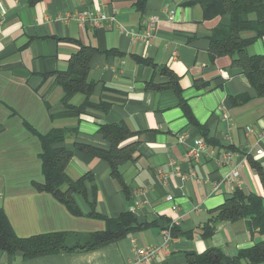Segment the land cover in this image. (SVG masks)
Listing matches in <instances>:
<instances>
[{"label": "crops", "instance_id": "crops-1", "mask_svg": "<svg viewBox=\"0 0 264 264\" xmlns=\"http://www.w3.org/2000/svg\"><path fill=\"white\" fill-rule=\"evenodd\" d=\"M31 1L0 0V210L20 238L104 232L105 219L124 213L144 227L92 251L27 260L0 250V264H143V249L155 251L150 264H189L188 254L220 249L234 258L263 241L245 220L218 223L204 236L212 212L235 191L264 198V99L229 57L209 52L212 32L229 25L230 16L206 20L197 0ZM80 11L104 12L116 21L83 25L73 17ZM150 24L155 30L147 43L131 41L119 29L138 32ZM82 46L95 50L91 102L110 109L61 117L63 90L52 74L67 71ZM250 54H264V39ZM243 95L249 102L233 106L230 99ZM83 99L77 95L71 104ZM109 124L136 133L127 142L138 141L137 152L113 178L106 161L77 150L68 175L77 180L90 173L93 180L75 196L81 214L74 215L37 189L45 183L39 135L73 129L77 133L59 147L109 150L99 133ZM197 141L205 145L198 155L192 154ZM228 152L233 159H226ZM233 169L239 178L230 183Z\"/></svg>", "mask_w": 264, "mask_h": 264}, {"label": "trees", "instance_id": "trees-1", "mask_svg": "<svg viewBox=\"0 0 264 264\" xmlns=\"http://www.w3.org/2000/svg\"><path fill=\"white\" fill-rule=\"evenodd\" d=\"M35 1V0H32ZM31 1V2H32ZM206 20L216 17L230 16L229 25L220 24L210 37L209 52L212 58L229 57L234 67L240 68L249 84L254 88L257 97L264 99V54L252 55L250 48L264 39V0H197ZM144 3H141L143 7ZM94 49L81 47L70 61L65 72H56L52 76L63 90L61 103L65 111L61 117H79L88 109L107 112L110 105L95 104L91 97L96 84L90 78L91 59ZM180 95V91L176 90ZM83 95L80 105L71 104L73 98ZM232 105H244L249 102L246 95L232 98ZM73 129H52L46 135H39L42 144V173L44 184L37 189L51 194L64 204L74 215L81 212L76 204L75 196L86 193V182L93 180L92 175L73 180L67 173V167L77 150L90 151L106 161L113 178L120 177V168L134 159L139 142L131 141L136 133L125 125L109 124L100 128L99 133L107 140L111 148L102 150L87 145H76L75 150L59 147L72 134ZM127 142V143H126ZM106 230L88 235L70 233H50L29 238H20L14 232L8 218L0 210V250L15 255L21 253L24 259H33L61 253L92 251L111 243L118 242L130 234L141 230L144 225L137 222L132 213H124L117 219H105ZM245 220L249 231L264 236V198L256 195L246 196L241 191L212 212V217L204 228V236H211L218 223ZM173 229V235L176 234ZM189 264H264V240L254 247L241 250L237 257L229 258L220 249H209L202 255L188 254Z\"/></svg>", "mask_w": 264, "mask_h": 264}, {"label": "built area", "instance_id": "built-area-1", "mask_svg": "<svg viewBox=\"0 0 264 264\" xmlns=\"http://www.w3.org/2000/svg\"><path fill=\"white\" fill-rule=\"evenodd\" d=\"M73 17L75 19H77L79 22H81L83 25L91 24L94 27H99L103 23H113L114 21H116L115 16H110L104 12L94 13L92 11H82V12L80 11V12L74 13ZM169 20H171V21L174 20V14L173 13H171L169 15ZM119 29H120L121 33L126 38L130 39L131 41H135V42L139 41V42L147 43L154 36L155 26L150 24L144 30L138 31V32L129 31L123 25H119ZM220 110H222V109H220ZM204 149H205L204 143L202 141H197L196 147L194 149H192V154L198 155ZM257 153L262 154L263 151L260 150ZM225 157L227 160H231L234 157V153L228 152ZM238 178H239L238 170L233 169L231 172V175L229 177V182L233 183V181H237ZM168 199L172 200L173 197L170 196V197H168ZM170 235H171V233L169 231H166L164 233L165 240L170 239ZM138 255H139V262H141L143 264H150L151 261L153 260L154 256H155V251L143 249V250L138 251Z\"/></svg>", "mask_w": 264, "mask_h": 264}, {"label": "rangeland", "instance_id": "rangeland-1", "mask_svg": "<svg viewBox=\"0 0 264 264\" xmlns=\"http://www.w3.org/2000/svg\"><path fill=\"white\" fill-rule=\"evenodd\" d=\"M250 51V50H249Z\"/></svg>", "mask_w": 264, "mask_h": 264}]
</instances>
